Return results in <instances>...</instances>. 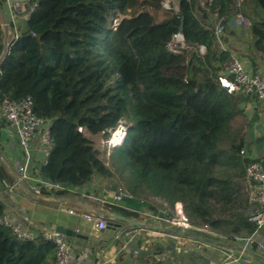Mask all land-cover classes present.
I'll return each instance as SVG.
<instances>
[{"label": "trees", "instance_id": "1", "mask_svg": "<svg viewBox=\"0 0 264 264\" xmlns=\"http://www.w3.org/2000/svg\"><path fill=\"white\" fill-rule=\"evenodd\" d=\"M237 1L179 0L175 11L162 0H29L26 9L36 6L0 59V104L31 97L44 123L36 136L48 126L53 147L34 168L41 180L65 195L99 177L120 190L126 207L110 208L124 218L164 211L138 196L145 189L171 209L181 204L192 226L225 240L252 235L254 185L243 179L250 160L234 119L255 97L225 92L218 77L231 55L252 74L264 67V0ZM238 15L248 26L232 25ZM120 121L129 126L105 164L82 131L107 140ZM4 126L0 118V136ZM113 167L129 172L126 189ZM10 180L0 160V186ZM54 252L41 236L21 241L0 225V264H53Z\"/></svg>", "mask_w": 264, "mask_h": 264}, {"label": "crops", "instance_id": "2", "mask_svg": "<svg viewBox=\"0 0 264 264\" xmlns=\"http://www.w3.org/2000/svg\"><path fill=\"white\" fill-rule=\"evenodd\" d=\"M237 48L240 49L238 45ZM261 68L263 70L264 67ZM234 131V135L245 144L243 150L255 162L264 165V105L246 104L243 114L234 119ZM84 136L89 138L85 133ZM37 143L36 137L34 145ZM20 158L14 131L7 126L2 127L0 160L11 178L7 182L16 183L12 192L0 186L4 218L35 238L56 231L58 227L68 230L71 234L64 236L72 245L71 264H220L228 251L242 250L243 238L225 240L219 235H196L189 230L168 229L161 221L168 223L173 209L164 210L163 216L158 214L157 219L124 218L110 208L123 209L126 207L123 202L114 205L102 203L115 191V187L99 177L82 187L67 189L65 195L56 194L64 189L58 186L57 190L43 188L41 197H36L29 190V185L41 177L33 168L29 173L30 182L19 181L16 168ZM96 213H101L107 223L116 226L93 236L92 225L85 216ZM254 239L264 245V226L254 234ZM238 264H264V251H259L257 244H253L245 250Z\"/></svg>", "mask_w": 264, "mask_h": 264}, {"label": "built area", "instance_id": "3", "mask_svg": "<svg viewBox=\"0 0 264 264\" xmlns=\"http://www.w3.org/2000/svg\"><path fill=\"white\" fill-rule=\"evenodd\" d=\"M28 1L29 0H0V43H2L0 59L8 52L10 42L19 36L21 32L20 23L28 21L30 13L36 6V4L33 3L26 9ZM167 3H169V0H167ZM241 3L242 0H238L237 6H240ZM162 6L169 9V6ZM172 9L175 11L178 10L177 7ZM218 34L219 32L217 31L216 35ZM182 47L183 37L181 34L177 33L168 44V48L172 52L177 53ZM204 51L205 48L200 46V54H203ZM218 83L220 88L229 94L240 93L246 97L253 96L255 97L256 104L264 105V69L256 74H252L237 57L231 55L221 67ZM0 118L6 123L7 127L14 131L17 137L21 155L20 162L16 168L19 181L30 182L29 173L31 169L35 168L36 165H45L53 147V141L48 133V126L44 128L41 134L36 136L37 131L44 123L34 113L31 97H26L20 101L3 100L0 104ZM36 137L38 138V143L34 145ZM240 155L242 158L250 160L246 165L243 179L254 185L251 198L254 207L247 221L253 223L256 230L252 235L242 239L243 246L241 251L234 252V249L228 251L220 264H238L242 260L245 250L249 246H253V244H257V249L259 251H264V245L256 243L254 239V234L259 232L264 226V165L255 162L244 150L240 151ZM3 185L8 192H12L16 183L3 181ZM42 188L57 190L59 187L42 180L31 181L29 185V190L36 197H41ZM122 201L123 195L120 190H115L109 198H104L102 203L114 205ZM140 217L157 219L156 214H154L152 210H144L140 213ZM85 220L91 223L93 236H98L107 228V222L101 213L87 214ZM167 221L171 227L181 229L182 231L195 230L214 235L206 226H192L183 213L182 205L179 203L174 205L173 214ZM0 225L11 228L12 233L21 241H31L35 239V237L31 236L29 233L21 231L17 227L11 225L4 216L0 218ZM163 236L164 234L161 235V237ZM41 237L44 240L52 242L55 246L53 264H71L70 255L72 252V245L63 234L57 231H51L42 234ZM161 237H158V239Z\"/></svg>", "mask_w": 264, "mask_h": 264}, {"label": "rangeland", "instance_id": "4", "mask_svg": "<svg viewBox=\"0 0 264 264\" xmlns=\"http://www.w3.org/2000/svg\"><path fill=\"white\" fill-rule=\"evenodd\" d=\"M162 5H165L166 7L169 6V8H176L177 7V1L169 0V3H167V0L162 1ZM164 7V6H163ZM166 9V8H165ZM168 9V8H167ZM117 20L113 21L112 26L116 25ZM239 24L241 27L248 26V22L245 18L238 15L235 20L232 21V25ZM129 126L128 123L124 121H120L117 125V128L115 131L111 134L110 138L105 140L100 135H90L85 130L82 132L85 133V135H88L89 139L93 142L94 148L99 151L100 158L105 162V164H109V155L112 153V149L116 145H120L125 137L126 129ZM116 133V134H115ZM116 139V140H115ZM112 143V144H111ZM118 143V144H117ZM113 171L115 173L116 181L118 182L120 189H126L129 182H130V176L128 171L124 172H118L115 170V167H113ZM139 197H141L143 200H145L146 203L154 206V207H160L162 206L163 210L169 211L171 208L169 204L161 199L158 196H155L152 192L148 190H141L138 194ZM161 224L168 227V229H173L169 223H166L164 221H161ZM190 233L195 234L192 230H189ZM199 235V234H196Z\"/></svg>", "mask_w": 264, "mask_h": 264}, {"label": "water", "instance_id": "5", "mask_svg": "<svg viewBox=\"0 0 264 264\" xmlns=\"http://www.w3.org/2000/svg\"><path fill=\"white\" fill-rule=\"evenodd\" d=\"M176 1H177V3H178L179 0H176ZM177 8H178V7H177ZM180 30H181V27H179V34H181V33H180ZM158 214H159L160 217L163 216V213H162V212H159ZM115 226H116V225H114V224L111 223V222H108V223H107V228H112V227H115ZM56 231L59 232V233H61V234H63V235H70V234H71L68 230L63 229V228H60V227H58V228L56 229Z\"/></svg>", "mask_w": 264, "mask_h": 264}, {"label": "bare ground", "instance_id": "6", "mask_svg": "<svg viewBox=\"0 0 264 264\" xmlns=\"http://www.w3.org/2000/svg\"><path fill=\"white\" fill-rule=\"evenodd\" d=\"M116 134V133H115ZM116 140V139H115ZM112 144V143H111ZM118 144V143H117Z\"/></svg>", "mask_w": 264, "mask_h": 264}]
</instances>
